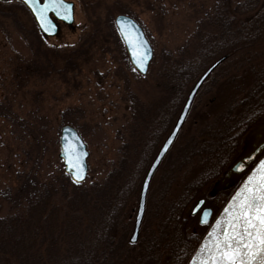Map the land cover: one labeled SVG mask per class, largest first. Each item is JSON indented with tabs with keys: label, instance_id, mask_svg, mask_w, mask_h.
<instances>
[{
	"label": "trees",
	"instance_id": "trees-1",
	"mask_svg": "<svg viewBox=\"0 0 264 264\" xmlns=\"http://www.w3.org/2000/svg\"><path fill=\"white\" fill-rule=\"evenodd\" d=\"M211 2L210 8L205 6L208 14L197 20L191 39L176 52L165 54L154 86L163 96L161 101L156 106L145 107L135 93L129 92L125 99L131 104L127 107L131 116L127 120L129 137H122L118 159L102 183L85 188V184L77 185L69 176H57L47 178L54 184L42 185L44 191H41L38 181L42 178L25 177L26 172H46L44 162L50 147L45 129L49 117H41L43 127L37 133L32 132L28 120L19 118L15 112L14 99L5 92L1 103L7 112L1 113V118L17 131H30L28 137L35 141L31 147L37 155L32 156L33 152L28 151L34 164L31 169L18 171V189L3 201L12 206L13 212L0 218V264H11L14 258L18 264L190 262L208 230L200 225L198 217L192 216L193 208L206 200L216 217L223 213L232 190L218 191L211 197L209 193L240 157L245 139L264 126V0ZM33 26L38 41H47ZM36 50L37 59L17 70L18 78L9 83L12 87L28 88L31 83L35 86L37 80L34 83L33 78L46 81L47 70L52 72L51 68H55L46 54H41L39 48ZM223 57L228 58L203 85L187 123L199 106L208 105L200 102L211 95L218 94L213 102L219 101V109L208 120L192 124L191 133L185 134L186 125L183 128L153 179L141 237L137 244H131L138 199L152 163L151 156L165 132L174 126L199 77ZM74 69L69 62L60 76L66 80V72ZM39 98V92L33 94L28 101L31 107L38 105ZM167 111L172 115L170 120ZM37 113L33 111L29 117ZM66 116L62 115L59 125H68ZM263 169L264 164L255 173L257 179ZM248 174L239 177L234 188L240 187ZM255 181L253 178L240 190L238 205ZM67 184L73 186L70 193ZM51 197H57L60 203L50 200ZM49 200L62 207L50 210ZM39 203L44 206L43 212Z\"/></svg>",
	"mask_w": 264,
	"mask_h": 264
},
{
	"label": "rangeland",
	"instance_id": "rangeland-1",
	"mask_svg": "<svg viewBox=\"0 0 264 264\" xmlns=\"http://www.w3.org/2000/svg\"><path fill=\"white\" fill-rule=\"evenodd\" d=\"M67 1L75 4L74 25L72 27L61 25L56 38L41 42L38 41L25 9L16 5H0V13H3L0 14V114L7 112L6 106L1 103L7 91L9 97L14 99V105L17 104L14 110L18 117L28 120L32 132L37 133L43 127V123L40 124L41 117H49V125L45 129H48L50 147L44 162L46 172L41 170L36 174L24 173L25 177L36 175L42 178L38 181V188L41 191H44L42 185L54 184L46 180L47 178L68 176L60 159L61 149L58 144L64 127L59 125L63 119L62 115H68L66 126H71L79 132L89 152V176L85 188L90 187L92 183L104 181L118 159L119 149L123 145L122 137L124 139L129 137L127 120L131 116L127 107L131 104L125 99L133 92L145 107L156 106L161 101L163 96L160 91L154 89V86L165 54L176 52L191 39L195 33L197 20L205 17L207 13L205 6L210 8L213 0ZM122 12L131 14L153 49V60L146 76L141 75L132 66L128 51L116 29L115 19L121 14L125 15ZM36 48L40 49L41 54H46L52 63L54 62L55 68H51L52 72L48 68L49 75L46 81H39V77L33 78V82L37 80L35 86L31 83L28 88L12 87L9 83L18 78L17 70L37 59ZM69 62H72L75 69L66 72L67 78L64 80L60 74ZM38 92L41 94L38 105L31 107L28 101ZM216 95L218 94L200 102L201 105L204 103L208 105H203V108L199 106L195 110L192 119L186 124L185 134L192 132V124L196 121L204 122L218 111L219 101L213 102ZM33 111L38 113L29 117ZM54 115H58L56 120ZM1 117L0 115V200L2 199L0 218L3 219L13 212L12 206L3 201L17 191L18 171L31 169L34 164L32 156L37 154L31 147L35 141L29 139L30 131L26 132L23 129L21 130L24 132L17 131L11 123L4 122ZM171 128L165 132L158 148L151 156L152 160L168 137ZM246 144L247 142L244 143L243 150ZM30 150L33 152L31 158L28 156ZM24 162L26 167L23 166ZM60 168L63 170L60 171ZM252 179L253 176L248 177L241 188L237 187L239 190L223 220L227 219L231 208L238 206L240 190ZM255 179L257 177L254 174ZM157 186L158 182L155 188ZM72 187L67 184V192H72ZM50 190L58 191L52 188ZM214 193L213 188L209 196H213ZM55 198L57 197H51L50 200L60 203L59 199ZM50 200L47 201L51 204L50 210L62 207V204L50 203ZM43 208L44 206L40 204L41 211ZM28 209L27 207L29 213ZM224 210L220 216L224 214ZM212 222L210 231L217 236L218 225L223 221L219 218L213 219ZM208 233L209 231L206 232L205 239ZM42 235L44 236V233L39 235V241L42 240ZM207 243L208 241L204 243L205 255L198 264H201V261L207 264L210 259V253L206 249H212L213 243L206 248ZM17 262L14 258L11 264H18Z\"/></svg>",
	"mask_w": 264,
	"mask_h": 264
},
{
	"label": "water",
	"instance_id": "water-1",
	"mask_svg": "<svg viewBox=\"0 0 264 264\" xmlns=\"http://www.w3.org/2000/svg\"><path fill=\"white\" fill-rule=\"evenodd\" d=\"M12 1V0H4ZM32 15L42 36L49 40L56 38L61 30V25L72 27L75 23V4L71 1L63 0V4L53 3L52 0H19ZM116 27L121 35L130 57L133 67L143 76H146L153 60V49L147 40L142 28L132 18L119 15L115 19ZM47 29V31H45ZM143 58L142 64L140 63ZM226 60V57L217 61L212 65L206 73L197 81L190 92L185 106L166 142L162 146L155 160L151 164L147 175L142 184L137 216L135 219L134 229L130 242L136 244L140 237V231L143 219L146 214L147 197L152 179L159 169L161 163L173 147L178 138L186 120L189 116L195 98L203 84L209 76ZM264 128V127H263ZM60 159L63 161L65 172L69 174L72 180L78 184L86 181L88 176V157L89 152L83 139L79 133L72 127L66 126L61 130L60 136ZM264 152V145L257 150L238 160L231 169L226 173L225 180L233 178V176L243 175L257 161ZM77 176L80 177L77 180ZM264 184V170L253 184L246 197L250 196L254 190L258 191L257 185ZM245 197V198H246ZM244 198V199H245ZM206 201L201 200L193 210V215H197L203 209ZM211 209H204L200 217L201 225H209L212 217ZM207 264H213L209 259Z\"/></svg>",
	"mask_w": 264,
	"mask_h": 264
},
{
	"label": "snow or ice",
	"instance_id": "snow-or-ice-1",
	"mask_svg": "<svg viewBox=\"0 0 264 264\" xmlns=\"http://www.w3.org/2000/svg\"><path fill=\"white\" fill-rule=\"evenodd\" d=\"M52 2L63 4V0ZM257 189L234 212L229 210L226 226L215 238L210 236L213 248L206 250L213 264H264V184Z\"/></svg>",
	"mask_w": 264,
	"mask_h": 264
},
{
	"label": "flooded vegetation",
	"instance_id": "flooded-vegetation-1",
	"mask_svg": "<svg viewBox=\"0 0 264 264\" xmlns=\"http://www.w3.org/2000/svg\"><path fill=\"white\" fill-rule=\"evenodd\" d=\"M43 1V0H41ZM0 5H16V6H19L21 8H25L24 5L19 1V0H12V1H9V2H6L4 0H0ZM163 115V114H162ZM166 117H167V120H170L172 118V115L170 113V111H167L166 113ZM262 145H264V129H259L258 131H256L255 133H253L251 135V137L248 139L247 141V144H246V147L245 149L242 151V154H243V158L248 156L249 154H251L252 152H254L255 150H257L259 147H261ZM159 151V150H158ZM158 153V152H157ZM156 153V154H157ZM155 154V156H156ZM233 179H230V180H226V182L224 183V181L222 180L219 185H218V188L220 189V191H227L228 189L231 188L232 184H233ZM223 184V185H222ZM224 187V188H223ZM206 208H210V207H207L205 206ZM212 209V208H210ZM213 210V209H212ZM214 213V211H213ZM201 215V213H200ZM214 215V214H213ZM199 216V215H198Z\"/></svg>",
	"mask_w": 264,
	"mask_h": 264
}]
</instances>
